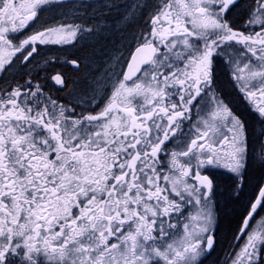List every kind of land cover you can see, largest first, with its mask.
<instances>
[{
	"label": "snow or ice",
	"instance_id": "snow-or-ice-1",
	"mask_svg": "<svg viewBox=\"0 0 264 264\" xmlns=\"http://www.w3.org/2000/svg\"><path fill=\"white\" fill-rule=\"evenodd\" d=\"M121 8L119 45L60 62L97 73L84 87L33 74L42 47L105 37ZM218 64L261 125L258 150ZM252 161L264 169V0H0V264H204L217 178L239 201ZM261 213L264 177L222 264H264Z\"/></svg>",
	"mask_w": 264,
	"mask_h": 264
},
{
	"label": "flooded vegetation",
	"instance_id": "flooded-vegetation-1",
	"mask_svg": "<svg viewBox=\"0 0 264 264\" xmlns=\"http://www.w3.org/2000/svg\"><path fill=\"white\" fill-rule=\"evenodd\" d=\"M122 3L131 4L133 0H121ZM124 11L123 8L118 11H114L111 16L108 17L109 20L113 21L111 29H109V34H106L105 37H100L95 40L90 41H82L77 47H48L41 48L39 56L33 62L32 71L35 74L39 71L41 77L48 74L50 71H59L63 70L69 77L73 80H78L81 87H84L86 84V78L89 75H96L97 73L92 70L90 67H81L80 71H73L67 65H64L63 68H60V62L64 58L77 57L81 58L85 65L89 64V60L85 59L91 56V54L97 50L104 51L107 50L111 52L117 45L121 43L120 34L115 30L116 24L115 21L119 18L121 13ZM58 16V12H53L49 14V19L52 17ZM134 30L133 25H128L127 28L123 30L124 35H128L130 32ZM49 58H57L55 63L47 65V72L40 71L39 65L43 64L45 59ZM96 63H100V67L103 68V64L101 63V58L97 57ZM21 72L26 71L25 69H20ZM19 75V72L17 73ZM26 78V77H25ZM217 87L223 97L226 98V102H230L231 106L244 118L248 126V138H249V148L250 152L253 150H258L260 146V136L259 130L261 125L258 123L257 117L255 114L251 113L247 105L238 98V94L235 92L230 78L227 75V71L222 64H218L217 67ZM71 88V85H70ZM59 95L64 96L65 93H59ZM249 182L244 189V195L241 197L239 201L229 198V186L231 184L230 181L226 179L224 176H219L218 179V195L216 197L218 204V212H217V225L218 230L216 232L217 244L215 247V251L212 252L207 259L204 260V264H222L225 254L229 250V244L232 242V236L226 243L220 242V233L223 226V221L228 213L227 209L233 207L231 211V217H238L237 226L240 221V217L244 212V205L246 204L248 198L253 195L255 186L261 181V178L264 177V169H262L257 161H252L249 168ZM264 215V213H261ZM259 219V217H257ZM236 230V229H235ZM235 232V231H234Z\"/></svg>",
	"mask_w": 264,
	"mask_h": 264
},
{
	"label": "trees",
	"instance_id": "trees-1",
	"mask_svg": "<svg viewBox=\"0 0 264 264\" xmlns=\"http://www.w3.org/2000/svg\"><path fill=\"white\" fill-rule=\"evenodd\" d=\"M233 207H230L227 209L228 213L226 214V216L224 218L222 230L220 233V242L221 243H226L230 239V236L234 233V231L236 229L238 217L237 216L231 217V215H230V214H232L231 211L233 210Z\"/></svg>",
	"mask_w": 264,
	"mask_h": 264
}]
</instances>
